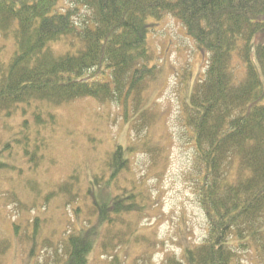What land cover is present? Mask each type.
Returning a JSON list of instances; mask_svg holds the SVG:
<instances>
[{"label":"trees","instance_id":"1","mask_svg":"<svg viewBox=\"0 0 264 264\" xmlns=\"http://www.w3.org/2000/svg\"><path fill=\"white\" fill-rule=\"evenodd\" d=\"M167 16L206 56L204 77L192 88L182 114L201 177L195 194L208 233L201 244L185 250L184 263L238 264L234 248L264 236V0H0V36L14 45L8 62L0 64V119L22 118L38 104L60 107L92 98L99 104L116 102L135 135L147 132L157 115L146 108L143 96L160 72L148 44L150 21ZM65 46L73 51L56 50ZM37 109L30 114V130L23 119L14 141L28 159L39 147L29 134L39 137L42 128L57 124L52 113L43 117ZM138 150L149 155L154 168L163 164L161 146L146 141L138 147L117 145L86 190L89 195L96 186L113 193L110 203H92L95 225L89 220L55 245L39 238L45 223L34 218L30 236H21V225H11L13 240L27 243L35 261L43 248L52 247V264H90L98 239V264H111L114 253L131 240L148 248L151 243L139 235L138 226L149 200L125 156ZM5 168L0 163V173ZM78 184V177L70 176L50 196L64 195L70 205L77 200L71 196ZM73 210L78 217L80 209ZM10 248L11 243L0 241L1 255ZM136 259L133 264H139ZM164 264L181 263L170 257Z\"/></svg>","mask_w":264,"mask_h":264},{"label":"rangeland","instance_id":"2","mask_svg":"<svg viewBox=\"0 0 264 264\" xmlns=\"http://www.w3.org/2000/svg\"><path fill=\"white\" fill-rule=\"evenodd\" d=\"M150 24L148 44L160 72L143 96L146 108L157 115L154 126L147 132L135 135L131 123H124L122 108L116 102L99 104L92 98L78 99L60 107L38 104L22 118L0 119V163L7 165L0 173V241L11 243L10 250L0 254V264H52V247L43 248L37 260H33L27 254L28 244L13 240L11 225H21V236L28 233L30 236L28 225L39 218L45 223L39 238L55 245L74 228L95 225L97 221L91 217L92 203H110L113 193L93 186L92 193L86 195L93 175L103 173L105 162L117 145L138 147L140 141H146L149 146H161L165 157L156 169L149 155L142 151L125 153L138 189L149 200L148 214L140 221L138 231L151 245L144 249L131 240L126 248L114 253L116 260L114 256L108 260L111 264H133L137 258L139 264H164L167 258L173 257L185 264V250L206 238L208 224L195 194L196 182L201 177L194 164L193 142L183 126L182 114L192 88L204 77L206 56L197 50L181 24L172 17L167 16L160 22L150 21ZM56 50L73 51L67 46ZM13 51V40L0 36L1 65L8 62ZM36 108L42 111L43 117L52 113L57 124L42 128L39 137L34 138L33 132L29 134L30 140H37L39 147L38 154L28 159L18 151L14 141L23 119L29 121L30 130L33 125L30 114ZM18 146L22 150V146ZM70 176H77L79 184L71 196L77 200L68 205L64 195L50 194ZM28 186L33 188L31 192ZM13 193L15 199L11 196ZM75 207L80 209L78 217L74 214ZM261 230L264 233V224ZM98 243L99 239L88 257L90 264L99 262ZM234 251L239 253L238 264H264V236L262 241H248L243 248H234Z\"/></svg>","mask_w":264,"mask_h":264}]
</instances>
